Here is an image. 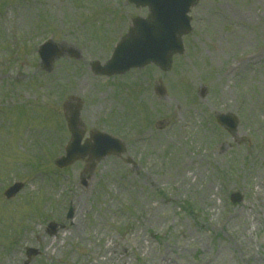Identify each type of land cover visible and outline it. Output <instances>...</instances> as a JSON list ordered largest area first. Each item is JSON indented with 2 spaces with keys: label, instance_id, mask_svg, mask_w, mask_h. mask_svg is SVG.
Returning <instances> with one entry per match:
<instances>
[{
  "label": "rangeland",
  "instance_id": "1",
  "mask_svg": "<svg viewBox=\"0 0 264 264\" xmlns=\"http://www.w3.org/2000/svg\"><path fill=\"white\" fill-rule=\"evenodd\" d=\"M147 14L124 0H0V264H24L27 248L28 264H264V0H198L167 73L94 75ZM49 38L64 56L46 73ZM77 99L83 137L125 143L91 174L86 159L53 165Z\"/></svg>",
  "mask_w": 264,
  "mask_h": 264
},
{
  "label": "water",
  "instance_id": "2",
  "mask_svg": "<svg viewBox=\"0 0 264 264\" xmlns=\"http://www.w3.org/2000/svg\"><path fill=\"white\" fill-rule=\"evenodd\" d=\"M137 5L145 3L149 5L150 16L146 20H135L134 27L124 42L118 47L115 54L114 62H123L122 66H113L108 64L105 68H97V72L106 75L120 74L132 67H142L148 63H155L163 70H168L171 63V56L175 53H181L180 36L186 34L189 28L186 26L184 14L190 5L196 0H136ZM143 1V2H142ZM183 19V22L180 21ZM53 59V58H52ZM50 60V62L52 61ZM220 123L229 121L226 118L218 117ZM70 131L74 139V145L78 146L81 134L77 129L78 113L72 112L68 118ZM230 124V123H229ZM236 123L230 126L234 130ZM76 146V147H77ZM88 151L82 155L73 156L72 159H67L66 164L72 163L75 159L82 158L86 154L91 153V146ZM100 155L103 156L111 149L120 152L121 146L117 148H105ZM85 150V149H84ZM87 150V148H86ZM70 151V150H69ZM64 163V164H65ZM19 188H17L18 190ZM9 193L7 196H14L16 191Z\"/></svg>",
  "mask_w": 264,
  "mask_h": 264
}]
</instances>
